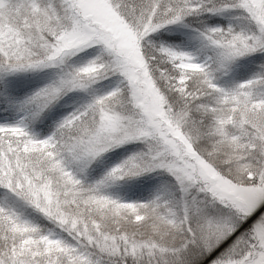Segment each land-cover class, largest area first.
<instances>
[{
	"label": "snow or ice",
	"instance_id": "6c2138e0",
	"mask_svg": "<svg viewBox=\"0 0 264 264\" xmlns=\"http://www.w3.org/2000/svg\"><path fill=\"white\" fill-rule=\"evenodd\" d=\"M0 264H264V0H0Z\"/></svg>",
	"mask_w": 264,
	"mask_h": 264
}]
</instances>
